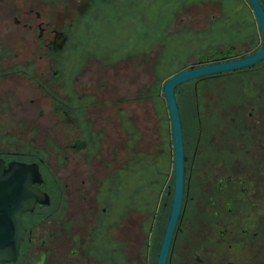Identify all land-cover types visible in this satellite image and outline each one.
Masks as SVG:
<instances>
[{
    "label": "flooded vegetation",
    "instance_id": "flooded-vegetation-1",
    "mask_svg": "<svg viewBox=\"0 0 264 264\" xmlns=\"http://www.w3.org/2000/svg\"><path fill=\"white\" fill-rule=\"evenodd\" d=\"M150 3L0 0V160L36 165L43 194L21 215L17 258L0 264H156L173 199L172 140L164 192L148 82L123 97L117 80L146 58L148 20L133 9ZM171 31L192 36L191 27ZM228 34L223 48L189 50L195 60L177 70L215 50L249 54L245 35ZM262 68L187 81L175 93L185 175L165 264H264Z\"/></svg>",
    "mask_w": 264,
    "mask_h": 264
},
{
    "label": "rangeland",
    "instance_id": "rangeland-1",
    "mask_svg": "<svg viewBox=\"0 0 264 264\" xmlns=\"http://www.w3.org/2000/svg\"><path fill=\"white\" fill-rule=\"evenodd\" d=\"M108 1L113 4L121 2V0ZM179 3L182 4L183 7L181 8V12L178 13V15L176 14L175 19L170 25L171 30H176L184 25L194 29L196 28V21L201 24L198 26L199 29H205L206 27H209V24L212 21L211 16H213V18L215 17V20H220L225 17V19L230 20L231 23H235V25H231L230 28L229 26L225 28L226 32L232 33L235 29H237L240 31V35H245L247 37L246 41L248 53H253L260 48L262 44L261 33L254 12L247 0H180ZM146 7L147 10L142 9L140 11L142 12L140 17L150 14L148 12V6ZM209 10H213V12H209ZM120 13L122 14V11ZM181 18H183V22L180 21ZM186 18H192V20H185ZM218 29L219 28L216 30ZM152 31L157 32L155 33L156 35L159 33L164 35L162 31L160 32L158 26L156 25L152 26ZM226 32L224 34L222 33L223 36H221L220 33V35L217 33L212 41L206 42H198V40L189 39V37L175 40L173 42H149V47L147 48L148 50H146V58H135L133 64L130 66L131 73H123V75H120L117 79L120 83L118 87L121 85L124 87L123 97H136L138 91L142 89L143 84L148 82L150 99L147 107L149 105L148 113L150 114V122H152V126L149 129V137L150 140L156 139L157 143L159 138V147L156 148L155 152L159 150V152L161 151L162 156L165 157L163 162V176L166 183L164 192L168 189V185L172 184L173 163H171L170 157V144L172 140L171 126L168 116L167 103L162 95L161 86L173 73L178 71L177 69H179L181 65L195 60L194 56L185 57L188 55L189 50L202 52V50H209L217 47L223 48L230 43L231 41L229 40V37L225 35ZM92 63L94 62H88V64ZM257 66L263 67L260 74L264 76V61L259 63ZM250 75H253V72H251ZM100 76H102L103 79H106L102 72ZM241 77L244 78L243 75ZM187 86L188 85L186 84L180 85L175 92L176 95L179 96L180 93L181 97V93L185 94ZM118 90L120 91V88H118ZM143 109L144 106L141 100L135 102L133 107L135 114H139V116H141L143 114ZM153 114H156L159 117V123H161V125L158 126V129L154 128L156 120L154 117L152 118ZM185 119V127L189 128L188 119ZM185 132V135L188 136V132L186 130ZM221 172H225V170H221ZM204 238L206 240L207 235H204ZM208 243L207 247L213 246L210 241Z\"/></svg>",
    "mask_w": 264,
    "mask_h": 264
},
{
    "label": "water",
    "instance_id": "water-1",
    "mask_svg": "<svg viewBox=\"0 0 264 264\" xmlns=\"http://www.w3.org/2000/svg\"><path fill=\"white\" fill-rule=\"evenodd\" d=\"M258 23L262 44L249 54L216 51L200 57L197 65L181 69L172 74L161 86L167 103L174 152V183L171 210L164 232L156 264H165L172 235L181 212L185 175L182 121L176 101V88L194 79L254 68L264 61V0H247ZM213 52V51H212ZM211 53V52H210ZM40 179L36 165L22 162L5 163L0 160V263L17 258L24 235L21 215L32 210L35 203L42 201L43 194L34 186Z\"/></svg>",
    "mask_w": 264,
    "mask_h": 264
},
{
    "label": "crops",
    "instance_id": "crops-1",
    "mask_svg": "<svg viewBox=\"0 0 264 264\" xmlns=\"http://www.w3.org/2000/svg\"><path fill=\"white\" fill-rule=\"evenodd\" d=\"M176 2H178V3H176ZM179 2H180V0L179 1L178 0H173V3L172 2L171 3H166L165 1H161V0H156L154 2L151 1L150 5H149V8H148V12L150 14L149 15L146 14V16H144V18H146L148 20V31H147L148 32V35L153 32L152 31V26H154V25H156L158 27L160 25H163L162 32H163L164 35L163 36H159V34H161V33H159L158 35H156L154 37L153 36H149V40L150 39H153V40L161 41V39L164 38L165 35H168V34L177 35V34H179L178 31H171V29H170V25L172 24L173 20L175 19L176 14L178 15V13L181 12V8L183 7V5L180 4ZM168 7L173 8V12L174 13H173L172 17L169 18V20L167 21V19H165L164 14H165V11H166V9ZM206 8H208V7H206ZM124 10L127 11L128 9H124ZM141 10L142 9H139V7L138 8H134L133 9V13H135L136 16L142 20L143 17H140L141 14H142V12H140ZM155 10H158V12H156ZM176 10H177V12L175 13ZM211 11L213 12V10H209V12H211ZM201 17L203 18L202 15H201ZM211 18H212V21L209 24V27H206L205 29H199L198 26L201 25V24L196 21V23H195L196 24V28H194V29L191 28V35L192 36H186V37L176 36V38L177 39H183V38L185 39V38H188L189 37V39L191 38V39L198 40L199 38H197L196 36L199 33L205 32L208 29H213L214 30L213 26L216 25V24H218L219 26H226V25L229 24V21H230L228 19H225V17L224 18H221L220 20H215L213 18V16H211ZM185 28H186V26L184 25V26L179 27L176 30H181V29H185ZM188 28H190V27H188ZM158 37L160 39H157Z\"/></svg>",
    "mask_w": 264,
    "mask_h": 264
},
{
    "label": "trees",
    "instance_id": "trees-1",
    "mask_svg": "<svg viewBox=\"0 0 264 264\" xmlns=\"http://www.w3.org/2000/svg\"><path fill=\"white\" fill-rule=\"evenodd\" d=\"M151 1H156V0H151ZM166 3H173V0H164ZM179 1V0H178ZM176 3H178V2H176ZM156 12H158V10H155ZM172 15H173V8H171V7H168L167 9H166V11H165V14H164V16H165V19H167V21L169 20V18H171L172 17ZM231 22L229 21V24H230ZM228 24V25H229ZM218 25V24H217ZM216 25V26H217ZM228 25H226V26H219L218 28V30H210V31H206V32H201V33H199L196 37L197 38H199L198 39V42H205V41H212V39L216 36V34L218 33V35H220L221 34V36H223V34L226 32L225 31V28H227V26ZM159 30H160V32L162 31V28H163V25H160L159 27ZM220 31V32H219ZM155 33H157V32H152L151 34H149V36H156V34ZM220 33V34H219ZM223 33V34H222ZM229 32H226V34L225 35H227V36H229V34H228ZM160 36H163V35H161L160 34ZM176 36L177 35H174V34H169V35H165V37L164 38H162V40L161 41H163V42H173V41H175V40H179V39H177L176 38ZM154 41H157V40H153V39H150L149 40V42H154ZM174 74V73H173Z\"/></svg>",
    "mask_w": 264,
    "mask_h": 264
}]
</instances>
